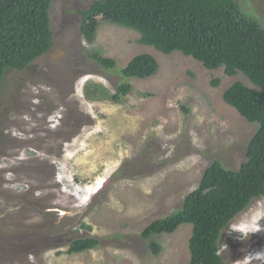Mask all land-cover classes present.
<instances>
[{"label": "rangeland", "instance_id": "rangeland-1", "mask_svg": "<svg viewBox=\"0 0 264 264\" xmlns=\"http://www.w3.org/2000/svg\"><path fill=\"white\" fill-rule=\"evenodd\" d=\"M92 1L53 0L51 48L0 81V264H188L190 223L153 235L156 255L140 234L181 207L213 159L239 168L257 125L222 96L236 80L254 86L99 16L88 43L78 11ZM236 1L264 24V0ZM96 48L116 68L92 60ZM140 54L157 60L156 73L124 80L120 69ZM122 80L132 85L122 103L84 95L88 83L113 93ZM80 237L97 244L66 253ZM219 253L227 264H264V195L223 229Z\"/></svg>", "mask_w": 264, "mask_h": 264}, {"label": "trees", "instance_id": "trees-1", "mask_svg": "<svg viewBox=\"0 0 264 264\" xmlns=\"http://www.w3.org/2000/svg\"><path fill=\"white\" fill-rule=\"evenodd\" d=\"M52 2L0 0V81L7 69L25 70L52 46ZM78 13L79 30L88 43L94 42L97 29L88 21L99 16L110 24L136 30L140 44L165 54L179 51L207 69L223 67L227 76L242 73L254 86L236 80L222 96L246 121L257 125L239 168L229 169L213 159L198 185L184 196L181 207L153 220L140 234L149 239V248L156 255L161 246L151 239L153 235L172 233L181 224L190 223L188 264H227L219 253L223 229L252 199L264 195V24L236 0H93ZM88 54L103 69L117 66L101 49ZM157 69L152 55L140 54L121 68L120 74L124 80L146 78ZM124 80L113 93L101 84L88 83L84 95L91 101L122 103L132 90L131 83ZM219 80L214 79L212 84ZM96 244L91 237L76 238L66 253Z\"/></svg>", "mask_w": 264, "mask_h": 264}, {"label": "clouds", "instance_id": "clouds-1", "mask_svg": "<svg viewBox=\"0 0 264 264\" xmlns=\"http://www.w3.org/2000/svg\"><path fill=\"white\" fill-rule=\"evenodd\" d=\"M79 11H80V10H79ZM79 11H78V12H79ZM78 15H79V13H78ZM79 17H80V15H79ZM80 19H81V17H80ZM139 36H140V35H139ZM50 48H51V47H50ZM132 78H135V77H132ZM129 79H130V78H129Z\"/></svg>", "mask_w": 264, "mask_h": 264}, {"label": "bare ground", "instance_id": "bare-ground-1", "mask_svg": "<svg viewBox=\"0 0 264 264\" xmlns=\"http://www.w3.org/2000/svg\"><path fill=\"white\" fill-rule=\"evenodd\" d=\"M100 188V187H99Z\"/></svg>", "mask_w": 264, "mask_h": 264}]
</instances>
